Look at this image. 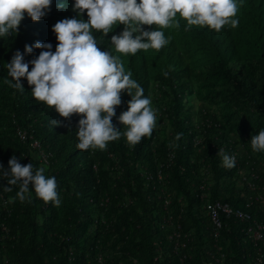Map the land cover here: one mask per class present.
I'll return each mask as SVG.
<instances>
[{"label": "trees", "instance_id": "trees-1", "mask_svg": "<svg viewBox=\"0 0 264 264\" xmlns=\"http://www.w3.org/2000/svg\"><path fill=\"white\" fill-rule=\"evenodd\" d=\"M237 3L236 28L226 25L217 32L191 26L185 31L187 22L178 15V28L162 30L169 40L164 47L140 50L135 55L116 53L111 45V37L121 34L123 25H114L106 37L93 30L98 47L120 58L125 72L132 73L131 78L143 88L145 97L150 99L153 87L160 90L161 98H156L155 105L161 101L163 104L156 111L166 115V127L172 130V137L167 128L160 134L153 130L150 137L130 145L123 135L126 129L118 121L131 100L123 92L122 103L112 120L122 135L108 142L104 150L78 149L81 117L63 119L54 109L36 101L26 79L21 80L23 91L4 83L6 64L17 51L29 63V71L30 62L42 51L35 49L36 42L51 44V50L55 51L57 40L52 28L63 19L77 17L72 11L74 0H53L50 10L38 22L25 14L17 35L0 37V165L8 171L13 156L22 165L31 163L34 171L39 169V164L43 165L46 177H55L60 200L58 207L53 202L45 203L37 198L30 185V200L21 202L15 198L11 204L9 201L19 187L13 186L12 192H5L7 177L0 170V235H6L0 238V246L6 244L8 264H100L101 255L104 264H116L115 261L125 256L112 257L106 254V249L117 251L123 245L134 255L130 257L137 264H179L181 250H174L173 241L168 240L170 228L161 229L166 218L159 199L162 188L172 195L173 218L177 220L179 212L184 210L182 229L194 237L188 244L191 257L186 264H199L208 235L206 219L200 215L198 201L192 193V183L201 177V163L210 168L212 199L241 206L246 192L238 184L239 169L223 167L218 155L223 144L233 150L237 145L226 137L206 106L195 109L194 105L224 87L247 97L252 86L244 78V70L250 65H256L264 75V0H237ZM79 18L88 20L86 12ZM144 30L152 29L144 26ZM26 45L33 46L31 55L25 53ZM232 64H237L236 72ZM251 104L257 106L258 114H264V107L254 101ZM52 119L58 120L59 126L53 128ZM16 127L37 139L40 150L32 149L30 141L18 140L14 135ZM178 133L183 135L176 140ZM197 139L201 143L196 145ZM169 154L173 155L171 161ZM246 157L245 160L238 157L244 171L246 161L249 162ZM105 162L107 167H103ZM159 170L163 173L162 180L158 179ZM181 196L186 199L185 206L179 201ZM42 212L49 215L46 214L48 217L40 226L37 217ZM249 212L255 219L262 217L258 206L250 207ZM90 224L92 230H88ZM249 224L251 221L228 220L221 243L227 255L225 264H254L255 248L240 232ZM158 247L162 249L160 254Z\"/></svg>", "mask_w": 264, "mask_h": 264}, {"label": "clouds", "instance_id": "clouds-1", "mask_svg": "<svg viewBox=\"0 0 264 264\" xmlns=\"http://www.w3.org/2000/svg\"><path fill=\"white\" fill-rule=\"evenodd\" d=\"M53 0H0V37L18 34L25 14L38 22L50 10ZM63 8V5H60ZM72 11L76 18L57 22L52 31L57 40L55 51L51 44L36 42L39 56L29 63L17 51L10 63L6 64L7 77L4 83L9 87L23 91L22 79H26L32 88L33 98L52 108L63 119L73 115L81 118L78 123L77 144L80 150L106 149L108 142L118 140L122 133L113 123L116 108L122 103L121 94L127 92L131 97L128 110L118 117L119 123L126 129L123 135L130 145H136L142 138L150 137L156 127V113L151 100L144 96L143 88L132 79L131 72L118 56L110 51L101 50L93 36V30L106 37L114 25H123L119 35L111 37V45L116 53L135 55L138 51L160 50L169 40L163 29L179 27L180 19L191 26L208 27L220 31L224 26L236 28L239 24L237 0H74ZM86 12L88 20L80 19ZM148 26L152 30H144ZM155 26V27H154ZM15 35V36H16ZM33 46H25V53L31 55ZM167 72L164 73L167 76ZM10 77L11 79H8ZM133 90L134 93H133ZM50 124L59 126L52 119ZM178 133L176 140L181 139ZM254 152H264V130L250 139ZM225 168L235 166V158L219 149ZM0 170L7 177L5 192H12L18 186L16 196L21 202L30 200V185L37 198L45 203L53 202L59 206L55 177H46L45 169L33 170V165H22L15 156L9 160V170Z\"/></svg>", "mask_w": 264, "mask_h": 264}, {"label": "built area", "instance_id": "built-area-1", "mask_svg": "<svg viewBox=\"0 0 264 264\" xmlns=\"http://www.w3.org/2000/svg\"><path fill=\"white\" fill-rule=\"evenodd\" d=\"M14 135L21 142L30 141L32 149L40 150L41 145L39 141L22 128L16 127ZM200 143V139L195 141L196 145ZM219 149H223L225 154L235 158V166L239 169L238 184L245 190L246 196H244L243 205L241 206H233L222 199H212L210 190L213 182L211 181L210 168L209 165L201 163V177L197 182L192 183V193L198 201L200 215L206 219L205 229L208 235L207 244L203 246V254L201 255L199 264H225L227 255L222 251V232L227 228L228 220L231 218L244 222L251 221V224L242 228L240 232L245 235L246 239L255 248L256 257L254 264H264V169L256 168L250 165V161H246L247 169L244 171L240 169L241 163L238 160V148L233 150L231 147L228 148L223 144ZM172 157L173 155L169 154V161H171ZM158 179H163L161 170L158 171ZM159 199L162 201L166 213L165 224L161 225V229L165 227L170 228L167 235L168 240L173 241L174 250H181L179 264H186L187 258L191 257V250L188 248V244L193 242L194 237L192 233L184 232L182 229L180 221L183 219L184 210L179 212L178 219L175 220L170 210L172 195L162 188ZM185 200L184 196L179 198L183 206L186 205ZM252 206H258L262 214L261 219H255L251 215L252 213L249 212V208ZM157 250L159 254L162 253L161 247H158ZM98 261L100 264H104L105 259L101 255L98 257ZM131 264H137V261L132 259Z\"/></svg>", "mask_w": 264, "mask_h": 264}, {"label": "rangeland", "instance_id": "rangeland-1", "mask_svg": "<svg viewBox=\"0 0 264 264\" xmlns=\"http://www.w3.org/2000/svg\"><path fill=\"white\" fill-rule=\"evenodd\" d=\"M231 67L235 72L238 69L237 64H232ZM244 73V78L252 86L247 97L232 89L224 87L220 88L219 92L216 94H212L208 98L198 100L194 107L196 109L200 105L206 106L210 115L213 116L215 121H218L221 124L226 137H228V139L232 142H235V145H237L236 148L239 149V157L244 159V156H248L246 158L248 161H250V165H253L256 168L264 169V152H254L250 143V139L253 135L258 134L261 130H264V114H258V112H256L257 106L251 104L252 101H254L258 106L264 107V75L256 67V65H250L244 70ZM200 81L201 79L198 80V82ZM157 97L161 98L160 90L153 87L150 100L151 107L156 113V127L154 130L160 134L163 129L167 128V130H165L167 131L168 135L172 137V130L169 129V127H166L168 126L166 115L161 113L159 110L156 111L158 108L160 109V105L163 104V101H161L157 106L155 105ZM103 167H107V162H105ZM38 168H44V174L45 176L47 175L46 168L43 165L39 164ZM172 184L174 186L176 183ZM65 188L66 187H64V191ZM71 194V192L68 193V196ZM29 195L31 198L30 192ZM48 213L49 212H42V214L38 215V225H42L46 217H48ZM93 228L94 227L90 224L88 230H92ZM0 238H6V235H0ZM0 247V264H8V260L5 255L6 244L4 243ZM106 251V254L112 255V257L113 255L114 257L125 256L118 259L117 262L115 261L114 263L116 264H131V257L134 256L129 254L127 249L124 248V245L121 246L117 251L110 247L107 248Z\"/></svg>", "mask_w": 264, "mask_h": 264}, {"label": "bare ground", "instance_id": "bare-ground-1", "mask_svg": "<svg viewBox=\"0 0 264 264\" xmlns=\"http://www.w3.org/2000/svg\"><path fill=\"white\" fill-rule=\"evenodd\" d=\"M208 114V113H207ZM214 139H215V137H214ZM191 176V175H190Z\"/></svg>", "mask_w": 264, "mask_h": 264}]
</instances>
